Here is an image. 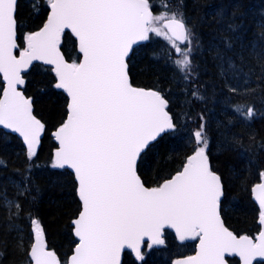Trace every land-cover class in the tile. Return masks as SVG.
Instances as JSON below:
<instances>
[{
    "label": "snow or ice",
    "instance_id": "snow-or-ice-1",
    "mask_svg": "<svg viewBox=\"0 0 264 264\" xmlns=\"http://www.w3.org/2000/svg\"><path fill=\"white\" fill-rule=\"evenodd\" d=\"M48 2L47 23L27 34L26 47L17 56L18 0H0V73L7 84L0 98V125L21 133L29 158L34 155L44 125L17 85L24 83L23 73L33 61L52 65L55 87L69 96L67 120L55 134L59 147L53 167L74 170L82 202L74 221L79 243L70 264H120L125 248L143 259L145 238L150 239L148 247L163 244L165 226L174 228L180 240L199 238L197 254L176 264H227L229 253L238 254L243 264L264 258V231L253 239L237 237L224 226L219 214L223 186L206 155L203 124L193 133L198 147L182 170L157 187H146L138 174L141 153L175 124L160 92L133 86L127 58L133 45L154 33L180 57L173 60L176 68L181 73L190 70L191 34L183 20L166 12L153 15L149 0ZM65 29L78 38L83 57L79 63H68L59 50ZM185 43L188 47L182 50ZM237 111L249 119L254 114L251 107ZM255 191L264 223V183ZM32 223L33 264H60L47 249L39 222Z\"/></svg>",
    "mask_w": 264,
    "mask_h": 264
},
{
    "label": "trees",
    "instance_id": "trees-1",
    "mask_svg": "<svg viewBox=\"0 0 264 264\" xmlns=\"http://www.w3.org/2000/svg\"><path fill=\"white\" fill-rule=\"evenodd\" d=\"M149 3L154 14L166 12L186 21L191 65L181 73L173 64L178 59L175 52L154 33L128 60L132 83L161 92L175 122L173 131L142 154L139 173L152 187L180 171L198 147L193 133L203 124L210 165L223 184L225 224L237 235L255 236L261 208L252 188L264 175V0ZM49 12L48 0H18L17 52L26 47L27 34L44 25ZM60 47L68 61L80 60L71 32H64ZM57 82L53 68L41 63L24 74L22 90L44 124L39 149L31 158L16 134L0 128V264H32L33 220L39 222L47 246L62 263L77 244L73 225L81 211L77 181L70 170L53 167L57 148L53 132L68 115V97L55 87ZM3 90L0 75V98ZM248 107L254 112L250 119L237 111ZM164 236L158 247L143 245V259L126 250L122 264H172L177 257L195 252L198 238L180 243L169 230ZM228 261L240 264L235 256Z\"/></svg>",
    "mask_w": 264,
    "mask_h": 264
},
{
    "label": "water",
    "instance_id": "water-1",
    "mask_svg": "<svg viewBox=\"0 0 264 264\" xmlns=\"http://www.w3.org/2000/svg\"><path fill=\"white\" fill-rule=\"evenodd\" d=\"M152 11V10H151ZM153 13V12H152ZM49 15H50V12H49ZM48 15V16H49ZM47 23V20H46V22L44 23V25ZM185 24V26H186V28H187V25H186V23H184ZM43 25V26H44ZM43 26L38 30V31H40L42 28H43ZM188 29V28H187ZM66 31H70L73 35H74V37L76 38V40H77V47H78V51H79V41H78V38L75 36V34L71 31V29H65V31L64 32H66ZM37 32V31H36ZM61 40H62V36H61ZM61 42V41H60ZM145 41H140V42H138L137 44H135V45H133V47H132V50L130 51V54H129V57L131 56V54H132V52H133V50H134V48L136 47V46H138V45H140V44H142V43H144ZM17 43H18V33H17ZM59 50H60V52H61V54L63 55V57H64V59L68 62V63H72V62H70V61H68L66 58H65V56H64V54H63V52H62V50H61V48H60V45H59ZM80 53V52H79ZM16 55L18 56L19 54L17 53V51H16ZM80 55H81V57H80V61L82 60V54L80 53ZM129 57L127 58V64H128V59H129ZM79 61V62H80ZM35 63H42V64H44V65H47V66H50V67H52L53 68V66L52 65H50V64H48V63H46V61H43V60H37V61H33L32 62V64L31 65H29V67L25 70V72L33 65V64H35ZM24 72V73H25ZM24 73H23V78H24ZM128 74H129V64H128ZM0 75H1V77H2V80H3V83H4V89L7 87V84H6V81H4V79H3V74L2 73H0ZM129 77H130V74H129ZM130 81H131V77H130ZM131 83H132V81H131ZM24 84V83H23ZM23 84H21V85H17V88H18V90L19 91H21V92H23L22 90H21V88H22V86H23ZM134 87H138V88H144V89H146V90H154V89H152V88H146V87H139V86H135V85H133ZM64 90V89H63ZM65 91V90H64ZM155 91H157V90H155ZM159 92V91H158ZM67 93V92H66ZM161 93V92H160ZM24 94V93H23ZM161 95L163 96V94L161 93ZM2 96H3V94H2ZM2 96H1V98H2ZM24 96H25V94H24ZM67 96H68V94H67ZM25 97H27V96H25ZM28 98V97H27ZM165 98V97H164ZM30 99V98H29ZM31 100V99H30ZM32 102V101H31ZM68 103H69V96H68ZM68 108V107H67ZM32 111H33V104H32ZM167 111H168V109H167ZM170 113V112H169ZM171 114V113H170ZM33 115H35L34 114V111H33ZM36 116V115H35ZM36 118H37V116H36ZM37 119H39V118H37ZM40 120V119H39ZM67 120V119H66ZM41 121V120H40ZM66 122V121H65ZM174 122V121H173ZM42 123V122H41ZM43 124V123H42ZM175 124V123H174ZM61 127V126H60ZM59 127V128H60ZM0 128H3V129H5L6 131H8V132H11V133H14V134H16L23 142H24V145H25V147L28 149V145H27V142L24 140V137L22 136V134L21 133H19V132H17V131H15L14 129H12V128H8V127H6L5 125H0ZM58 128V129H59ZM58 129H56L55 131H54V133H53V136H54V140H55V142H56V144H57V148L59 147V141L56 139V132L58 131ZM173 130V129H172ZM172 130H166L164 133H162L159 137H157V139L155 140V141H157L161 136H163L164 134H166V133H168V132H171ZM43 131H44V129H43ZM43 131L41 132V134H40V137H39V143H38V145H36L35 147H34V149H33V151H34V154L36 153V151L38 150V148H39V146H40V142H41V139H42V136H43ZM155 141H152V142H150V144H149V146L151 145V144H153ZM148 146V147H149ZM148 147L141 153V155L148 149ZM56 148V149H57ZM55 152H56V150H55ZM206 155H207V153H206ZM208 156V155H207ZM141 157V156H140ZM140 157L138 158V162H137V171H138V163H139V160H140ZM208 160H209V157H208ZM209 164H210V161H209ZM64 168H66V169H69L72 173H74V170L73 169H71L70 167H68V166H65ZM213 171V170H212ZM215 172V171H214ZM217 173V172H216ZM138 174H139V176H140V178H141V180L143 181V179H142V177H141V175H140V173H139V171H138ZM74 175H75V173H74ZM217 175L219 176V174L217 173ZM172 177V176H171ZM170 177V178H171ZM220 177V176H219ZM75 178H76V176H75ZM170 178H168V179H170ZM76 181H77V178H76ZM144 182V181H143ZM164 182V181H163ZM162 182V183H163ZM220 182H221V184H222V181H221V179H220ZM161 183V184H162ZM260 183H264V176H263V178H262V180H261V182ZM260 183H258V184H260ZM77 184H78V181H77ZM145 184V183H144ZM145 186L146 187H149V186H147L146 184H145ZM222 186H223V184H222ZM256 186V185H255ZM255 186L253 187V189H252V195H253V198H254V200L256 201V203L258 204V206H260V204H259V201H258V199H257V193H256V191H255ZM155 187H157V186H155ZM223 197V196H222ZM222 197H221V199H222ZM80 199V198H79ZM81 201V200H80ZM81 205H82V202H81ZM81 209H82V207H81ZM80 213V212H79ZM219 214H220V217H221V219H222V221H223V223H224V226L226 227V228H228L227 227V225L225 224V222H224V219H223V216H222V213H221V203H220V207H219ZM78 216H79V214L77 215V217L75 218V220L78 218ZM74 220V221H75ZM259 222H260V225H261V229H260V232L261 231H264V223H262L260 220H259ZM73 225H74V234H75V224H74V222H73ZM164 230H171L172 232H174V234L176 235V237H177V239H178V241L179 242H182V243H184V242H187V241H189L191 238H187V239H185V240H180V238H179V235H178V233L176 232V230L174 229V228H171V227H168V226H165L164 227V229L162 230V235H161V239H163V241H164ZM228 230L229 231H231L229 228H228ZM232 232V231H231ZM259 232V233H260ZM234 235H236L237 237H240L239 235H237V234H235L234 232H232ZM259 233H258V235H259ZM258 235L256 236V237H258ZM243 236H246V235H243ZM75 237L77 238V240H78V242H77V244L79 243V238L75 235ZM251 237V236H250ZM256 237H253V239H255ZM43 239L45 240V235H44V232H43ZM45 242H46V240H45ZM150 243V239L149 238H145V242L144 243ZM33 243H34V238H33ZM32 243V244H33ZM143 243V244H144ZM77 244H76V246H77ZM143 244H142V246H143ZM160 244H154L153 246H155V247H157V246H159ZM46 246H47V244H46ZM76 246H75V248H76ZM142 246H141V248H142ZM75 248H74V250H73V253L70 255V257H69V260H68V262L66 263V264H70V258H71V256L74 254V251H75ZM30 249H31V247H30ZM47 249L48 250H50V251H53V250H51L48 246H47ZM125 250H129L130 252H132V254L135 256V257H138L137 256V254H136V251L134 250V249H131V248H125L124 250H123V252L121 253V256H120V264H122V261H123V254H124V251ZM198 250H199V240H198V242H197V245H196V251L192 254V255H188V256H182V257H178L174 262H173V264H176V262L178 261V260H184V259H186L187 257H190V256H195L196 254H197V252H198ZM54 252V251H53ZM29 253H30V251H29ZM140 253H141V249H140ZM56 254V253H55ZM56 256H57V254H56ZM230 256H237L238 258H239V260H240V262H241V264H243V260H242V258L238 255V254H235V253H229V254H226V256H225V259H226V261H227V264H231V263H229V261L227 260V257H230ZM59 259V258H58ZM256 262H264V258H260V257H256V258H254L253 259V261H252V264H255ZM32 264H33V262H32ZM60 264H62L61 262H60Z\"/></svg>",
    "mask_w": 264,
    "mask_h": 264
},
{
    "label": "rangeland",
    "instance_id": "rangeland-1",
    "mask_svg": "<svg viewBox=\"0 0 264 264\" xmlns=\"http://www.w3.org/2000/svg\"><path fill=\"white\" fill-rule=\"evenodd\" d=\"M162 13H165V12L156 13V14H154V15H160V14H162ZM168 15H169V17L171 16L170 13H168ZM176 17H177V16H176ZM177 18H178V17H177ZM178 19H179V18H178ZM187 47H188V45H187L186 43L181 45L182 50L186 49ZM177 57H178V56H177ZM178 58H180V57H178Z\"/></svg>",
    "mask_w": 264,
    "mask_h": 264
},
{
    "label": "bare ground",
    "instance_id": "bare-ground-1",
    "mask_svg": "<svg viewBox=\"0 0 264 264\" xmlns=\"http://www.w3.org/2000/svg\"><path fill=\"white\" fill-rule=\"evenodd\" d=\"M181 17H182V15H181ZM179 19H182V18H179ZM182 20H183V19H182ZM183 22L186 23V21H184V20H183ZM186 25H187V23H186ZM187 27H188V26H187Z\"/></svg>",
    "mask_w": 264,
    "mask_h": 264
}]
</instances>
